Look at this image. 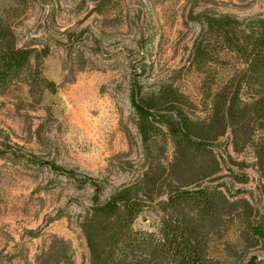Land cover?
Wrapping results in <instances>:
<instances>
[{
  "label": "rangeland",
  "instance_id": "obj_1",
  "mask_svg": "<svg viewBox=\"0 0 264 264\" xmlns=\"http://www.w3.org/2000/svg\"><path fill=\"white\" fill-rule=\"evenodd\" d=\"M0 13L21 44L42 49L43 73L58 84L39 99L25 81L0 90V263L43 264L39 255L58 235L71 240L75 264H89L81 221L95 197L105 200L150 163L171 172L176 141L163 119L188 115L207 144L175 181L217 187L229 200L210 225L211 264H264V160L256 153L264 129L238 145L230 130L198 135L216 93L245 66L207 22L231 15L239 29L264 18V0H0ZM135 99L157 126L148 145ZM164 213L148 203L133 226L156 239Z\"/></svg>",
  "mask_w": 264,
  "mask_h": 264
},
{
  "label": "trees",
  "instance_id": "obj_2",
  "mask_svg": "<svg viewBox=\"0 0 264 264\" xmlns=\"http://www.w3.org/2000/svg\"><path fill=\"white\" fill-rule=\"evenodd\" d=\"M240 22L231 15L213 17L207 22L209 27L222 32L245 66L216 93L213 111L205 123L206 134L196 132L203 137H219L230 130L237 145L248 143L258 129H264V18L237 29ZM44 50L46 53L47 49ZM42 59V49L21 44L13 21L0 13V90L25 81L31 95L38 92V99L45 89L56 91L57 82L43 73ZM246 88L250 89L248 93ZM135 105L139 128L148 145L151 132L157 127L152 121L153 113L136 99ZM163 121L176 141L171 172H160L150 163L140 177L117 186L105 200L95 197L81 221L90 251L89 264H211L207 251L210 225L215 221L221 200H229L217 187L192 190L182 188L186 184L183 181H175L188 175L187 171L197 164V149L207 142L194 137L193 128L198 123L188 115L181 122L168 117ZM256 153L264 160V137L256 144ZM213 164H218L216 158ZM215 170L217 167L207 174ZM171 173L174 181L166 185L164 176ZM148 203L157 204L165 212L156 239L153 233L133 226ZM39 256H43V264H75L71 240L58 235L53 236L48 249Z\"/></svg>",
  "mask_w": 264,
  "mask_h": 264
}]
</instances>
